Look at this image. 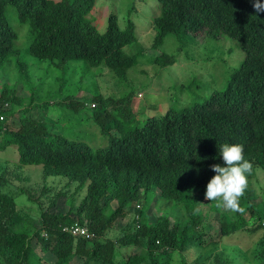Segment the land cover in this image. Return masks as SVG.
<instances>
[{
    "label": "trees",
    "instance_id": "1",
    "mask_svg": "<svg viewBox=\"0 0 264 264\" xmlns=\"http://www.w3.org/2000/svg\"><path fill=\"white\" fill-rule=\"evenodd\" d=\"M156 1L158 12L153 17L154 37L149 48H158L170 36L185 43L189 37L184 35L214 39L224 35L238 41L243 49L242 60L230 71L222 89L178 110L148 116L133 127L125 126L119 118L135 114L131 89L117 98L92 95L90 106H99L94 118L114 121L118 131V135H111L113 127L104 124L101 131L106 139L99 148L49 133L43 118L25 115L33 93L19 96L17 82L12 86L3 84L0 152L16 146L17 157L9 160L16 167L41 165L44 178L64 177L68 180L66 186L76 182L72 185L76 191L84 190L77 206L72 190H55L58 193L54 199L40 206L39 224H35L37 219L22 210L15 196L4 189L6 179L0 174V264H33L34 259L46 264L39 256L34 258L33 242L54 256L53 264H69L72 259L77 264H171L175 258L179 264H188L185 255L189 251L196 252L195 264L201 258L211 260L207 264H231L238 260L221 253L219 244L224 236L239 235L245 229L254 233L262 230L256 255L259 264H264V207L252 202L250 188L247 186L240 197L241 211L235 212L234 220L220 210L216 201L204 196L215 174L211 165L223 164L218 154L223 143L244 146L245 158L252 164L248 176L258 167L264 171V11L257 13L253 7L256 0ZM9 7L19 26L27 29L29 43L25 51L53 68L60 81L68 76L69 62L74 61L82 68H108L124 80L127 89L133 82H129L130 70L139 65L140 58L142 65L151 64L153 69L173 64L176 58L175 53L165 51L143 57L146 47L126 53L124 47L138 41L135 22L128 14L122 26L111 11L100 31L93 13L96 0H0V67L16 68L22 85L28 83L29 67L14 43L18 32L8 22ZM27 97V107L17 110L22 116L13 128L9 107L22 106ZM66 98L70 104L79 103L74 95L67 94ZM26 187H20V192L38 204L54 189L41 182L33 186L37 193L33 196V187ZM60 195L68 201L65 212L53 209ZM155 195L160 202L178 207L175 221L163 214L148 217ZM112 202L116 206L106 213ZM200 205H207L208 212H203ZM219 211L216 232L206 223H213V215ZM127 215L121 234L110 238L107 233L115 221ZM75 222L85 225L91 235L75 236L64 228ZM245 250L242 244L234 249Z\"/></svg>",
    "mask_w": 264,
    "mask_h": 264
},
{
    "label": "rangeland",
    "instance_id": "2",
    "mask_svg": "<svg viewBox=\"0 0 264 264\" xmlns=\"http://www.w3.org/2000/svg\"><path fill=\"white\" fill-rule=\"evenodd\" d=\"M111 11L116 13L120 25H124L128 14L136 24L138 41L134 46L131 44L125 46L124 51L126 53H133L139 48L145 47L147 49L143 50L144 54H141L143 57L157 55L163 51L172 52L176 54L174 63L153 69L151 64L142 65L143 59L140 58L139 65H134L130 70L129 82H133L127 89L124 86V80L117 78L108 68L103 66L89 68L84 66L82 68L80 64L74 61L69 62L71 68H69L68 76L60 81L53 68L48 67L46 62L35 59L25 51L29 43L26 36L27 29L25 25L19 26L13 9L9 7L7 10L8 22L18 32V39L14 43L19 47L20 58L28 64L29 80L27 84L22 85L23 81H18L16 68L14 70L10 67L7 68V66H4L5 68L0 67V75L2 74L0 76V90L3 84L12 86L17 82L18 90L16 91H18L19 96L26 97L29 93H33V101L28 107V97L24 99L22 106L10 105L8 110L11 113L9 121L13 128L18 126L19 117L22 114L18 113L17 110L27 107L25 115L31 118H38L37 116L43 118L45 129L49 133L64 135L68 139L83 142L92 148H99L103 146L106 139L101 131L102 127L108 122L103 117L94 118L93 113L98 110L99 106L97 108L90 106L92 95L100 93L104 96L112 95L117 98L131 89L130 99L135 114L129 117L119 115V118L123 119L122 122L125 126L133 127L136 124H141L148 116L164 114L167 110H178L205 99L213 90L222 89L230 71L237 67L243 58V49L238 41L224 35L216 39L202 35H184L183 37H189L185 43L183 40L181 43L180 40L170 36L158 48H149L154 37L153 17L158 12L156 0H96V8L93 13L96 17L97 28L100 31L105 28L106 17ZM171 39H174V43H171ZM143 69L146 71L141 72ZM129 82L127 81V85ZM67 94L74 95L79 103H68ZM114 123V121L108 123L113 127L109 132L111 135H118ZM15 156L17 157V148L13 145L0 152V166L3 167L0 174L6 179L3 181H6L3 183L4 189L15 196V201L22 210L31 213L37 219L35 224H39L40 206L47 205L50 202L48 200L54 199L63 187L65 190L62 191L72 190L75 205H78L84 187L81 189L82 192H78L72 186L76 185V182H71V186H66L68 180L64 177L49 175L44 178L41 165H23L18 168L14 162H9V160H15ZM248 177L250 195L254 197L252 202L256 207H264V171L258 167L255 173ZM41 182L54 189L48 196L41 198L40 204L35 201L36 199L29 200L25 194L20 192V187H35ZM34 187L33 196H37ZM55 190L58 191L55 192ZM115 206V202H112L105 212L109 213ZM199 208L203 212L209 210L207 205H200ZM53 209L62 212L68 209V201L64 195L57 198ZM220 210L226 212L232 220L236 219L235 212L223 207H220ZM221 211L214 213L213 223L207 221V228L218 231V218ZM179 213L178 207L172 203L160 202L155 195L148 210V217L151 219L163 214L169 215L171 221H175L176 215ZM248 217L249 214L245 216V218ZM128 218L129 215L121 221L117 219L107 235L110 238L120 235ZM261 234L262 230L254 233L246 229L239 235L229 234L224 236L218 248L223 251L221 253L224 255H229L230 259L234 260L236 257L238 263L232 261L231 264H259V257L256 253L260 249H256V246H258L257 243ZM241 244L246 249L245 253L234 251L236 247H241ZM33 245L35 249L34 258L36 255L42 258L46 264L54 263L55 258L51 253L41 249L35 242ZM124 250L126 249L121 251ZM185 257L188 264H195L196 252L189 251ZM210 261L201 258L198 263L207 264ZM33 264L41 263L39 259H34ZM69 264L77 263L72 259ZM171 264H179V262L175 258Z\"/></svg>",
    "mask_w": 264,
    "mask_h": 264
},
{
    "label": "clouds",
    "instance_id": "3",
    "mask_svg": "<svg viewBox=\"0 0 264 264\" xmlns=\"http://www.w3.org/2000/svg\"><path fill=\"white\" fill-rule=\"evenodd\" d=\"M253 7L257 13L264 11V0H256ZM218 154L223 164L211 165L215 174L208 181L204 196L209 201H216L218 207L241 211L239 199L248 186L247 176L252 171V164L245 158L244 146L240 143H223Z\"/></svg>",
    "mask_w": 264,
    "mask_h": 264
},
{
    "label": "built area",
    "instance_id": "4",
    "mask_svg": "<svg viewBox=\"0 0 264 264\" xmlns=\"http://www.w3.org/2000/svg\"><path fill=\"white\" fill-rule=\"evenodd\" d=\"M65 229H68L69 232H71L75 236H90L87 227L85 225H80L77 222H75L73 225L69 227H64Z\"/></svg>",
    "mask_w": 264,
    "mask_h": 264
}]
</instances>
